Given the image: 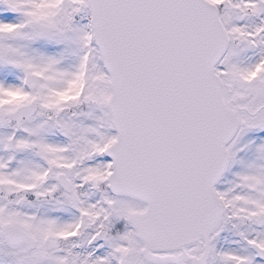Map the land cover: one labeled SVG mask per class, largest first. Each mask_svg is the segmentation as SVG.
I'll return each mask as SVG.
<instances>
[{
  "label": "snow or ice",
  "instance_id": "1",
  "mask_svg": "<svg viewBox=\"0 0 264 264\" xmlns=\"http://www.w3.org/2000/svg\"><path fill=\"white\" fill-rule=\"evenodd\" d=\"M0 264H264V0H0Z\"/></svg>",
  "mask_w": 264,
  "mask_h": 264
}]
</instances>
